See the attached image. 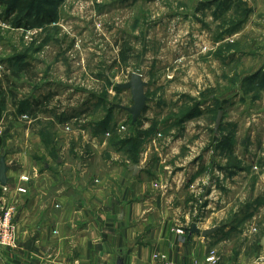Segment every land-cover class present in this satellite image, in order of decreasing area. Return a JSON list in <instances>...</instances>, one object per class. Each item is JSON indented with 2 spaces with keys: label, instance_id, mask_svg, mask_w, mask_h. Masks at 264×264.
Returning <instances> with one entry per match:
<instances>
[{
  "label": "rangeland",
  "instance_id": "rangeland-1",
  "mask_svg": "<svg viewBox=\"0 0 264 264\" xmlns=\"http://www.w3.org/2000/svg\"><path fill=\"white\" fill-rule=\"evenodd\" d=\"M133 72L148 98L134 128L116 87ZM43 98L36 122L68 121L99 177L141 167L150 213L238 248L263 237L264 0H0V151L33 147Z\"/></svg>",
  "mask_w": 264,
  "mask_h": 264
},
{
  "label": "crops",
  "instance_id": "crops-1",
  "mask_svg": "<svg viewBox=\"0 0 264 264\" xmlns=\"http://www.w3.org/2000/svg\"><path fill=\"white\" fill-rule=\"evenodd\" d=\"M46 101L35 99L28 110L34 111V124L41 123L33 147L23 150L27 143L21 149L16 141H9L8 150L0 151L7 166L9 195L18 186L28 187L27 193L16 195L18 247L0 249V264H116L119 256L124 264H190L210 251L216 252L217 264L263 263L264 235L258 241L242 236L240 250L231 233L215 230L207 236H189L183 227L184 233L178 234L181 225L166 212L150 213L158 200H150V182L141 167L133 171L129 165H119L109 176L99 177L92 166L93 152L69 146L72 138L63 130L68 121L47 117V123L36 122ZM49 125L53 132L46 136L42 127ZM21 175L30 181L20 182Z\"/></svg>",
  "mask_w": 264,
  "mask_h": 264
},
{
  "label": "built area",
  "instance_id": "built-area-1",
  "mask_svg": "<svg viewBox=\"0 0 264 264\" xmlns=\"http://www.w3.org/2000/svg\"><path fill=\"white\" fill-rule=\"evenodd\" d=\"M69 122L63 125V130L70 133ZM19 181L28 183L30 181L29 176L21 175ZM13 196L6 186L1 187L0 195V249L1 250H14L18 247V233L17 226L14 222V216L16 212L17 193L25 194L28 191V187L18 186L15 189ZM178 234H183L184 229L181 227L176 228ZM218 258L215 251H210L203 260H194L190 264H217ZM170 264V263H169ZM264 264V261L263 263Z\"/></svg>",
  "mask_w": 264,
  "mask_h": 264
},
{
  "label": "water",
  "instance_id": "water-1",
  "mask_svg": "<svg viewBox=\"0 0 264 264\" xmlns=\"http://www.w3.org/2000/svg\"><path fill=\"white\" fill-rule=\"evenodd\" d=\"M146 86V82L142 80V76L136 72L131 73L130 80L128 82L122 84H116V87L119 89H129L132 94V102L133 104L130 107H122L128 113L131 114V122L135 123V121L139 118L142 111L146 106V102L148 100L145 95L144 88ZM221 112L218 113L216 120V128L220 122ZM133 171H137L139 167L134 165L131 167ZM7 166L4 157L0 158V186H5L7 183ZM188 235L191 236L193 234H200L201 236H207L210 233L214 232L216 228L204 229L201 230L197 224L191 223L187 228ZM264 244V237L261 241ZM255 260H253L250 264H253ZM116 264H124V259L122 256H119L116 260Z\"/></svg>",
  "mask_w": 264,
  "mask_h": 264
},
{
  "label": "trees",
  "instance_id": "trees-1",
  "mask_svg": "<svg viewBox=\"0 0 264 264\" xmlns=\"http://www.w3.org/2000/svg\"><path fill=\"white\" fill-rule=\"evenodd\" d=\"M24 67H25V66L20 65V66L18 67V70H21V69L24 68ZM45 99H47V98H44V100H45ZM137 121H138V119L135 121V123H136ZM135 123H132V122H131V127H132V128H134V126L136 125Z\"/></svg>",
  "mask_w": 264,
  "mask_h": 264
}]
</instances>
